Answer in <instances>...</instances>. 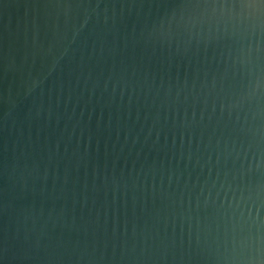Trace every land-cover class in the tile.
Returning <instances> with one entry per match:
<instances>
[{
    "label": "water",
    "instance_id": "95a60500",
    "mask_svg": "<svg viewBox=\"0 0 264 264\" xmlns=\"http://www.w3.org/2000/svg\"><path fill=\"white\" fill-rule=\"evenodd\" d=\"M0 264H264V0H0Z\"/></svg>",
    "mask_w": 264,
    "mask_h": 264
}]
</instances>
